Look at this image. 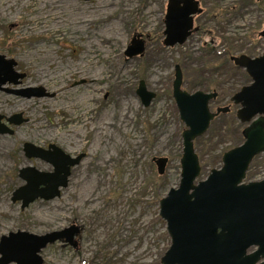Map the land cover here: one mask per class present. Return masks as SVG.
<instances>
[{
	"label": "rangeland",
	"instance_id": "obj_1",
	"mask_svg": "<svg viewBox=\"0 0 264 264\" xmlns=\"http://www.w3.org/2000/svg\"><path fill=\"white\" fill-rule=\"evenodd\" d=\"M58 1L0 0V55L25 74L20 85L0 89L2 123L13 130L0 134V239L77 226V246L49 245L40 254L43 264H161L171 238L160 201L179 187L186 129L172 96L176 69L189 93L205 92L194 83L218 86L213 111L233 104L250 78L243 70L214 71L220 63L207 62L204 47L213 41L232 63L231 58L263 56L258 34L264 29V0H197L203 12L194 25L200 30L174 47L164 45L169 0ZM134 39L145 42V50L130 58L125 53ZM142 81L156 95L147 108L137 95ZM29 87H43L52 97L13 93ZM16 114L27 121L10 125ZM234 129L221 117L196 140L199 182L223 167L224 153L243 144ZM26 143L46 150L55 145L83 158L59 198L22 209L12 201L25 185L20 170L54 171L28 158ZM156 159L166 160L162 174ZM262 180L264 153L251 163L244 183Z\"/></svg>",
	"mask_w": 264,
	"mask_h": 264
},
{
	"label": "water",
	"instance_id": "obj_2",
	"mask_svg": "<svg viewBox=\"0 0 264 264\" xmlns=\"http://www.w3.org/2000/svg\"><path fill=\"white\" fill-rule=\"evenodd\" d=\"M202 12L197 0H169L164 45H183L198 31L194 17ZM260 36L264 38V30ZM132 44L134 46L128 48L126 56L142 55L145 42L134 39ZM231 60L251 80L250 85L243 87L231 99L239 107L236 119L248 125L244 131L245 141L224 153L223 167L213 170L206 180L200 182L198 178L202 168L195 141L206 134L215 117L228 111L229 107L213 112L211 103L217 98V92L189 93L182 87L181 70L179 67L176 69L172 96L186 129L182 134L179 187L171 189L160 201L159 214L166 222L171 238V247L161 259V264H264V180L243 183L252 161L264 153V55ZM16 65L14 60L0 55V89L6 84L22 83L20 80L25 74L15 71ZM13 93L27 99L52 97L43 87L13 90ZM137 95L145 108L156 98L143 81ZM2 119L0 116V134L12 135L13 130L2 123ZM25 121L22 114L8 119V123L15 126ZM24 151L28 158L51 164L54 171L41 172L34 167L20 170L19 177L25 185L13 193L12 201L21 202L22 209L37 200L59 198L62 189L68 187L71 169L83 158V155L73 158L55 145L46 150L26 143ZM156 162L161 166L159 173L162 174L166 160L156 159ZM79 235L77 226L42 236L24 231L11 233L0 239V264H43L40 254L45 248L56 242L75 248V238Z\"/></svg>",
	"mask_w": 264,
	"mask_h": 264
},
{
	"label": "trees",
	"instance_id": "obj_3",
	"mask_svg": "<svg viewBox=\"0 0 264 264\" xmlns=\"http://www.w3.org/2000/svg\"><path fill=\"white\" fill-rule=\"evenodd\" d=\"M200 30V29H199ZM204 32H206V31H204ZM204 48H207V52H206V54L208 55V57H209V60H207V62H215V63H220L219 64V66L218 67H214L213 68V66H212V69L214 70V71H216V70H218L219 72H226V73H228V72H232L233 70L234 71H238L239 72V70L241 71L242 69H240V68H238L236 65H234L230 60H229V57H228V53L226 54V52H224V53H220V54H218V46L216 45V43H214L213 41H211V42H207L206 44H205V47ZM222 58V59H221ZM211 65V64H210ZM217 66V65H216ZM231 71H230V70ZM210 70V69H209ZM213 70H211V71H209L210 72V74H209V76L211 75V76H213L212 75V71ZM204 73H206V71H204ZM244 75H245V77L249 80V77L247 76V74L246 73H244ZM250 81V80H249ZM194 86L195 87H202V90H205V92H217V94H218V96H217V98L213 101V103L215 104V103H217L218 102V99H219V91L217 90V88H218V86H212L211 85V83L210 82H208V80L207 81H204V82H201V83H194ZM192 88H189V90H191ZM212 103V104H213ZM236 106H233L232 104H230V106H229V109H228V111H226V112H222V113H220L215 119H214V121L211 123V124H214L215 122H217L218 120H219V118H221V117H227L228 119H229V121H230V123L234 126V131H236V133H237V135H238V137L240 138V142H244V140H245V136H244V131H245V129L248 127V126H246L245 125V127H242V126H244V125H242V124H240L238 121H237V119H236V117H235V112H236ZM237 145H239L238 143H236L235 145H234V147L235 146H237Z\"/></svg>",
	"mask_w": 264,
	"mask_h": 264
},
{
	"label": "flooded vegetation",
	"instance_id": "obj_4",
	"mask_svg": "<svg viewBox=\"0 0 264 264\" xmlns=\"http://www.w3.org/2000/svg\"><path fill=\"white\" fill-rule=\"evenodd\" d=\"M194 26H195V25H194ZM263 30H264V29H263ZM263 30H262V31H263ZM198 31H199V28H198ZM198 31H197V32H198ZM262 31H261V32H262ZM261 32H259L258 36H259V38L264 39L263 37L260 36V33H261ZM233 64H234V63H233ZM238 68H240V67H238ZM240 69H241V68H240ZM242 70H243V69H242ZM243 71H244V70H243ZM244 72H245V71H244ZM245 73H246V72H245ZM250 84H251V82H250ZM250 84H249V85H250ZM231 104H232V103H231ZM216 109H218V108H216ZM239 123H240V122H239ZM249 168H250V167H249ZM71 170H72V169H71ZM248 171H249V169H248ZM70 176H71V175H70ZM246 177H247V173H246ZM245 180H246V179H245ZM245 180H244V181H245ZM259 182H260V181H259ZM243 183H244V182H243ZM249 183H252V182H249ZM244 184H246V183H244ZM247 184H248V183H247Z\"/></svg>",
	"mask_w": 264,
	"mask_h": 264
},
{
	"label": "bare ground",
	"instance_id": "obj_5",
	"mask_svg": "<svg viewBox=\"0 0 264 264\" xmlns=\"http://www.w3.org/2000/svg\"><path fill=\"white\" fill-rule=\"evenodd\" d=\"M59 1H60V0H59ZM59 1H58V2H59ZM52 3L54 4L55 2L53 1ZM57 4H58V3H57ZM4 5H5V3L3 4V7H4ZM55 7H58V5H56Z\"/></svg>",
	"mask_w": 264,
	"mask_h": 264
}]
</instances>
